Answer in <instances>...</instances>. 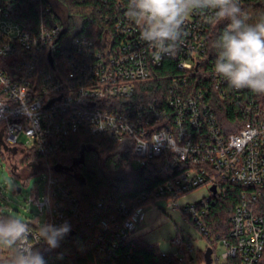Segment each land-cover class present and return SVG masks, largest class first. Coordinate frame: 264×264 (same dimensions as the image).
<instances>
[{
  "label": "built area",
  "instance_id": "obj_1",
  "mask_svg": "<svg viewBox=\"0 0 264 264\" xmlns=\"http://www.w3.org/2000/svg\"><path fill=\"white\" fill-rule=\"evenodd\" d=\"M117 3L122 5L123 0ZM32 10L35 20L19 15ZM126 12L127 8L115 16L113 30L94 37L74 36L66 31L69 19L79 23L80 18L71 16L57 0L0 1V150L7 158L19 157L14 170L23 166L26 154L35 153L39 159L26 166L46 172L43 192L35 187L30 196L43 216L42 221H26L31 243L45 264H58L45 259L59 248L49 250L38 240L39 225L67 222L69 238L72 231L77 234V219L90 224L102 212L99 232H88L78 250L91 253V264H114L116 245L144 226L146 206L166 199L211 241L214 264H264V109L251 100L245 121L229 124L214 111L209 87L223 100L234 92L242 95L214 70L216 55L208 47L214 12L190 11L176 52L159 61L154 60L158 51L141 38L140 27ZM168 59L177 72L161 75L159 68ZM156 80L167 83L166 92H150L148 83ZM197 82L201 86L189 90ZM79 132L128 146L134 165L156 182L132 204L101 198L94 208L98 215H93L56 174L59 165L65 172L79 173L81 164L69 169L61 161L70 149L69 138ZM22 135L27 144L19 142ZM157 136L159 144L153 143ZM202 186L209 188L208 196L181 202ZM228 190L239 192L229 234L211 235L205 216ZM217 241L225 247L221 256L214 254ZM173 243L180 250L172 254L180 259L181 248L192 246L182 236Z\"/></svg>",
  "mask_w": 264,
  "mask_h": 264
},
{
  "label": "trees",
  "instance_id": "obj_2",
  "mask_svg": "<svg viewBox=\"0 0 264 264\" xmlns=\"http://www.w3.org/2000/svg\"><path fill=\"white\" fill-rule=\"evenodd\" d=\"M57 1L64 5L71 16L75 15L80 18L79 23L69 19L70 26L66 31L74 36L89 37H94L103 30H113L115 16L123 13L129 3V0H123L122 5H119L117 0ZM240 6L248 16L249 23H255L264 17V0H240ZM26 13L19 14L23 20H28V17L36 19L35 11L32 10L31 14ZM227 23V21L216 19L208 31V47L213 55L217 54L214 42L225 30ZM77 24L80 25V30L75 32ZM176 69L173 61L168 59L159 68V72L161 75L173 74L177 72ZM194 84L189 85V90H195L201 86L199 82ZM148 88L152 93H164L167 91L168 85L156 80L148 83ZM209 88L211 91L209 97L212 98L211 105L224 124H229L236 119L239 122L245 121L248 117L245 110L251 100H256V104L264 109V95L253 93L248 89H240L242 95H237L234 92L233 96L229 97L231 99L223 100L213 86ZM69 141L70 149L61 157L62 163L68 164V167H71L81 156L84 145H89L90 148L84 152V162L80 163L78 174L65 171H57L56 174L74 189L83 205L90 209L93 215H98L94 208L101 198H112L114 202L125 201L132 204L137 196L148 190L156 182L150 176L145 178V171L134 165L128 146L114 145L107 137L84 132L72 135ZM37 159L39 156L35 153L26 154L21 164L27 165L30 160ZM237 194H239L238 190H228L226 195L216 198L212 204L209 214L205 216V222L211 235L228 236L231 228L230 216L238 199ZM0 215L9 214L0 213ZM100 216H103L102 212L99 216H94L93 222L90 224L80 222V218L77 219L75 223L76 239L72 241L67 235L64 236L60 240L59 249L46 255L45 259L49 262L57 261L58 264H91V253H80L78 246L87 240L88 232L90 234L99 232L98 221ZM189 221L191 220L189 219ZM205 238L208 239V237ZM71 250L73 254L69 255L68 252ZM205 251H201L199 254V258L203 261H205ZM113 258L115 259L114 264H180L179 259L172 253H163L158 245L150 244L141 234L133 236L125 243H118L114 249Z\"/></svg>",
  "mask_w": 264,
  "mask_h": 264
},
{
  "label": "clouds",
  "instance_id": "obj_3",
  "mask_svg": "<svg viewBox=\"0 0 264 264\" xmlns=\"http://www.w3.org/2000/svg\"><path fill=\"white\" fill-rule=\"evenodd\" d=\"M192 10H212L227 27L214 42L217 49L214 70L234 89H248L264 95V17L248 22L240 0H129L126 15L140 27L141 38L162 56L173 55L183 34L186 16ZM31 116V110L25 108ZM157 136L153 143L159 144ZM71 230L65 222L58 226L41 223L38 240L49 250ZM29 223L14 215H0V251L9 256L0 264H45L42 253L31 243Z\"/></svg>",
  "mask_w": 264,
  "mask_h": 264
},
{
  "label": "rangeland",
  "instance_id": "obj_4",
  "mask_svg": "<svg viewBox=\"0 0 264 264\" xmlns=\"http://www.w3.org/2000/svg\"><path fill=\"white\" fill-rule=\"evenodd\" d=\"M20 143L27 144L28 138L25 135L20 137ZM33 143H29L31 148ZM19 157L8 158L0 150V213L14 215L28 221L30 219L43 220L39 215L37 206L30 201V196L35 187L43 192L46 172L38 166L23 165L13 169ZM21 186L22 190L17 191ZM207 186L199 187L193 192L181 198L182 203L196 202L208 196ZM143 235V238L150 244L158 245L163 253H175L180 248L173 243L176 236L185 237L192 243L191 249L181 248L184 257L179 259L180 264H205L199 254L210 246L211 241L203 236L200 229L182 214L180 208L173 207L166 199H159L156 204H149L145 208L144 226L136 235ZM214 254L221 256L225 247L219 241L214 242ZM9 256L6 251H0V261Z\"/></svg>",
  "mask_w": 264,
  "mask_h": 264
},
{
  "label": "water",
  "instance_id": "obj_5",
  "mask_svg": "<svg viewBox=\"0 0 264 264\" xmlns=\"http://www.w3.org/2000/svg\"><path fill=\"white\" fill-rule=\"evenodd\" d=\"M0 146H1V136H0ZM89 148H90L89 145L83 146V149L81 151V156L74 162V164L71 167H69V169H72L75 164H80V163L84 162V158H85L84 152L86 149H89ZM56 169H57V171H63L64 167L62 165H59L56 167ZM77 176H79V175H77ZM212 190L214 192L216 191L215 186L212 187ZM17 191H19V192L21 191V186L17 187ZM69 238L71 240H75L76 239V232L72 231L71 234L69 235ZM212 253H213V248L211 246H208L206 251H205V264H214Z\"/></svg>",
  "mask_w": 264,
  "mask_h": 264
},
{
  "label": "flooded vegetation",
  "instance_id": "obj_6",
  "mask_svg": "<svg viewBox=\"0 0 264 264\" xmlns=\"http://www.w3.org/2000/svg\"><path fill=\"white\" fill-rule=\"evenodd\" d=\"M77 165H78V164H75L73 169H77V168H78V166H77Z\"/></svg>",
  "mask_w": 264,
  "mask_h": 264
}]
</instances>
